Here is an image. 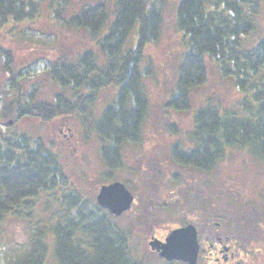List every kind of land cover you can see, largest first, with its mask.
<instances>
[{"label":"trees","instance_id":"trees-1","mask_svg":"<svg viewBox=\"0 0 264 264\" xmlns=\"http://www.w3.org/2000/svg\"><path fill=\"white\" fill-rule=\"evenodd\" d=\"M40 1L0 0V30L32 20ZM160 1L115 0L110 22L103 5L84 7L69 19L71 27L85 30L97 42L104 61L97 64L98 57L89 51L75 63L64 59L53 63L51 79L73 95L56 94L52 103L20 89L12 72V51L0 45L2 69L18 94L17 119L32 115L49 122L84 115L101 91L117 89L95 124L104 142L101 155L107 180L121 168L123 148L141 139L149 103L139 66L146 48L160 36ZM262 6L263 0L178 1L176 23L184 33L186 51L168 106L182 112L190 109L191 93L207 82L208 61L243 94L238 112H227L210 99L194 112V130L187 137L191 148L177 143L171 151L179 165L209 172L232 148L264 159V38L247 46L258 31L256 18ZM58 14L54 8L52 20ZM132 34L133 46L125 50ZM66 185L58 156L39 138L0 133V242L9 220L31 218L42 193L65 191ZM62 203L55 221L35 229L12 264H147L134 254L127 231L96 200L74 190L63 194Z\"/></svg>","mask_w":264,"mask_h":264},{"label":"rangeland","instance_id":"rangeland-1","mask_svg":"<svg viewBox=\"0 0 264 264\" xmlns=\"http://www.w3.org/2000/svg\"><path fill=\"white\" fill-rule=\"evenodd\" d=\"M178 1H160V36L146 48L139 66L149 103L141 139L123 148L122 166L108 180L101 155L104 142L95 124L115 99L117 89L101 91L84 115L62 116L49 122L32 115L17 119L14 98L18 94L2 69L0 55V133H25L39 138L58 156L67 184L65 191L60 188L42 193L31 218L7 222L0 242V264H12L30 234L55 221L63 207L64 193L75 190L87 200H96L100 187L113 182L123 183L134 196L131 209L115 219L127 231L134 254L147 264H183L160 259L149 242L153 237L163 239L175 228L194 224L203 248V241L214 236L210 228L217 227L215 223L225 209L234 214V222H238L236 233L248 244V249L242 250L256 253L264 248V236L259 231V224L264 223V159L242 148H232L224 160L207 172L179 165L172 158L171 151L177 143L191 148L187 137L194 130V112L208 99L230 113L240 111L243 99L233 81L223 78L218 66L208 61L207 82L191 93L190 109L182 112L168 106L186 51L184 33L176 23ZM39 4L32 20L11 30H0V45L12 51V72L20 89L32 92L36 100L52 103L56 94L73 95L51 79L49 70L53 63L60 59L75 63L89 51L98 57L97 64L104 61L97 42L85 30L71 27L69 19L84 7L103 5L110 22L116 10L115 0H42ZM53 7L59 10L56 21L51 16ZM261 8L256 18L258 31L247 42L248 47L264 38V0ZM133 35L125 50L133 46ZM207 257V251L202 250L197 264H213ZM245 260L243 264H264V255H249Z\"/></svg>","mask_w":264,"mask_h":264},{"label":"water","instance_id":"water-1","mask_svg":"<svg viewBox=\"0 0 264 264\" xmlns=\"http://www.w3.org/2000/svg\"><path fill=\"white\" fill-rule=\"evenodd\" d=\"M96 202L113 217H120L131 209L134 196L123 183L113 182L100 187ZM149 247L160 259L168 263L197 264L200 252L197 229L192 224L173 229L165 241L152 238Z\"/></svg>","mask_w":264,"mask_h":264},{"label":"flooded vegetation","instance_id":"flooded-vegetation-1","mask_svg":"<svg viewBox=\"0 0 264 264\" xmlns=\"http://www.w3.org/2000/svg\"><path fill=\"white\" fill-rule=\"evenodd\" d=\"M264 195V194H263ZM135 202V200H134ZM134 204V203H133ZM222 218L220 221L216 224V228H210L211 230H214V236H211L208 241H203V244L205 245L203 248L201 246L200 240H199V230L198 227L197 233H198V242L200 244V252L198 258L201 256V251H207V258L208 260H212L213 264H243L245 263V257H249V255L254 256H263L264 251L262 247L256 251V253H246L242 249H248V244L245 243L243 240V236L236 233V230L238 228V222H234V214L231 213L229 209H225ZM214 218V217H213ZM189 225V224H188ZM194 225V224H193ZM185 227V226H180ZM178 227V228H180ZM176 229V228H175ZM259 231L264 236V223L261 222L259 224ZM163 239L156 238L160 241H165L166 237ZM155 238V237H153ZM252 251V250H251ZM245 252V253H244ZM259 256H258V255ZM239 256V258L236 260V257Z\"/></svg>","mask_w":264,"mask_h":264}]
</instances>
